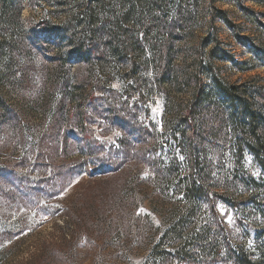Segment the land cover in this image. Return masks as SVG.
<instances>
[{
	"label": "rangeland",
	"instance_id": "obj_1",
	"mask_svg": "<svg viewBox=\"0 0 264 264\" xmlns=\"http://www.w3.org/2000/svg\"><path fill=\"white\" fill-rule=\"evenodd\" d=\"M57 1L26 0L21 29H35L39 22L47 21L50 29L63 31L65 27L68 31L47 33L42 39L44 53L18 52L16 65L6 70L3 65L8 55L0 56V113L5 111L0 121V168L19 177L8 175L0 180L22 182L19 189L2 183L0 186V264H26L37 248L67 237L65 234L74 237L71 243L77 255L72 264H143L163 231L183 216L184 205L171 188H154L149 167L138 160L131 159L125 166L127 170L116 174L91 172L94 164H101L98 159L109 147L123 152L122 144L130 147L139 143L135 140L137 132L125 127L120 117L111 114L96 98L116 99L121 103L119 109L134 112L137 122L153 133L148 142L155 146V154L165 164L171 162L172 142L167 138L170 115L174 117L179 106L186 104L190 89L186 86L180 91L176 82L157 80L155 74L163 68L157 59L160 38L152 16H176L178 0H161L156 8L148 0L127 1L122 6L117 0H99L96 21L104 22L105 29L97 37H104L109 28L115 37L102 39L108 53L92 63L74 56L71 50L72 43L86 41L77 1L61 0L63 5ZM242 1L258 19L264 13V1L263 5L259 0ZM185 6L192 12L190 23L182 24L185 38L172 43L174 52L165 65L168 70L175 72L176 66H181L192 71V49L201 36L211 33L235 61L248 69L242 72L232 62L217 60L221 76L229 83L264 84V65L252 60L248 47L239 43L232 29L218 17L217 11L223 10L226 19L239 27L240 34L257 41V31L237 6V0H197ZM128 9L130 18L121 21ZM152 9L155 15L150 14ZM125 30L134 36L124 34ZM115 46L125 51L115 56ZM82 92L94 96L81 100ZM6 110L12 113L8 115ZM93 139L102 143L100 148L94 147ZM213 160V178L218 177L229 196H246L243 190L248 185L259 194L260 202L264 199V175L252 155L245 152L237 159L230 152L217 153ZM251 179L257 188L250 184ZM121 186V196L124 193L127 200L123 217L115 212V197ZM217 206L224 222L239 236V217L235 218L223 203ZM195 212L193 224L200 227L206 217L201 210ZM138 215L147 216L153 225L151 229L142 221L141 227L144 224L147 233L139 239L135 232ZM242 216V222L257 218L259 230L264 226L260 215L252 219ZM3 232L20 234L13 239L18 242L2 241ZM245 241L246 248L254 246L251 237ZM5 245L9 247L5 249ZM117 248L127 249V257L116 253Z\"/></svg>",
	"mask_w": 264,
	"mask_h": 264
},
{
	"label": "trees",
	"instance_id": "obj_2",
	"mask_svg": "<svg viewBox=\"0 0 264 264\" xmlns=\"http://www.w3.org/2000/svg\"><path fill=\"white\" fill-rule=\"evenodd\" d=\"M25 1L0 0V56L3 53L8 55V60L3 65L5 66L4 70L16 65L17 62L14 58L18 52L40 51L44 53L42 39H46L44 35L47 33L58 35L68 31L65 27L63 31L58 27L50 29L47 21L39 22V28L34 29L33 26H30L27 30L21 29ZM76 1V5L82 11L80 22L85 28L83 35L84 38L86 37V41L72 43L71 50L74 56H78L87 63H92L105 57L108 53V48L103 45L102 39L106 36L114 40V30L109 28L104 37H97V34L100 35V32L105 29L104 22L96 21L98 15L96 9L100 5V1ZM127 1L140 2L139 0H117L121 6L129 3ZM190 1L197 0H178L177 14L171 18L155 15L153 9L150 13L155 15L152 16V21L157 23L155 29L160 38L157 45L159 53L157 59L163 70L156 72L157 80L165 79L171 83L176 82L179 90L181 88L183 90L186 86L190 89V97L186 104L183 107L179 106L174 117L170 115L171 122L167 128L169 132L167 138L172 142L170 144L173 151L171 162L165 164L155 154V146L148 142L149 138H153V133L147 126L137 122L134 112L130 109H119L121 103L116 99L97 96L96 101L102 100L103 105L111 111V114L120 117L125 127H131L137 132L135 140L139 143L132 144L130 147L122 144L123 152L109 147L107 153L102 152L98 159L101 164L98 167L94 164L91 172L102 171L112 174H116L118 171L123 172L127 170L126 164L131 159H135L138 160V163L149 167V172L152 174L149 180L155 185L154 188H171L175 194L181 196L179 200L184 205L185 213L163 231L159 241L150 250L143 264H264V226L259 230L255 222L257 218L249 220V222H242L240 218L243 217L242 215H246L249 219H252L254 215L264 218V199L260 202L259 194L248 185L243 190L246 196H229L226 192L227 188L220 183L218 177L213 178L216 171L213 168V158L217 153L220 155L225 152H230L237 159L242 157L243 153H249L264 175V84L258 85L255 82L229 83L221 76L216 65L217 60L232 62L233 66L242 72L248 69L243 68L240 62L235 61L223 49L218 38L211 33L201 36L193 47L192 71L187 72L183 67L176 66L175 72L177 73L173 74L175 72L166 68L167 57H170L174 52L172 43L186 36L183 33L185 26L182 24L190 23L192 12L185 6ZM263 1L259 0V4L263 5ZM147 2L156 8L161 0H148ZM56 3L63 5L64 2L58 0ZM237 6L245 14L247 21L253 24L256 29L257 41L248 35L240 34L239 27L226 19L223 10L217 11L218 17L232 29L235 39L248 47L252 58H254L252 60L264 65V13H260L258 19L252 10L245 7L242 0H237ZM128 7L133 10L132 5ZM130 9L120 17L121 21H128L131 16ZM188 17L190 18L188 19ZM37 32L40 33L38 37L35 35ZM124 34L134 36L129 30H125ZM112 50L113 54L118 56L125 51V48L115 46ZM93 96L92 92H82L80 98L81 100L92 99ZM6 113L10 115L12 112L6 110ZM4 115L5 111L0 113V121L5 118ZM92 142L95 148H100L102 145L95 139ZM111 149L112 151H110ZM8 175L15 179L19 178L14 172L0 168V178L2 176L6 178ZM119 176L121 177V175ZM126 176L127 180L131 181L129 175ZM1 183L16 189L22 185L21 180L6 181V179H2L0 186ZM251 183L257 188L254 180L251 179ZM122 190V186L118 188V196L115 197V212L121 217L126 215L127 205L124 193L121 196ZM218 203H223L228 209H231L235 218L239 217L236 222L237 225H242L241 232H243H240L239 236H236L233 229L224 222L217 206ZM197 210L203 211L206 217L200 227L193 224L196 221L195 211ZM142 221L151 229L153 227L147 216L138 215L135 219L137 239L147 233L145 225L143 224L141 227ZM156 233L157 230L152 236H155ZM19 235L3 232L1 240L15 243L18 241L13 239ZM65 235L67 237H63L61 240H51L46 243L45 247L37 248L26 259V264H72V258L77 255V250H73L74 245L71 243V239L74 237L73 234L70 235L71 237ZM249 237L254 242L252 248H246L245 245V240ZM7 245H5V249L9 247ZM115 251L118 254L122 252L120 255L124 254L127 257V249L117 248Z\"/></svg>",
	"mask_w": 264,
	"mask_h": 264
}]
</instances>
